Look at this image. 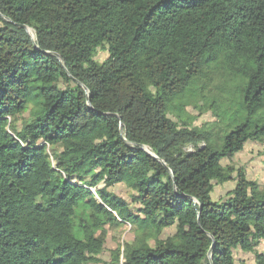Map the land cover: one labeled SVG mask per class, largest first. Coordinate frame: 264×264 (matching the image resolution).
I'll list each match as a JSON object with an SVG mask.
<instances>
[{
  "label": "trees",
  "instance_id": "16d2710c",
  "mask_svg": "<svg viewBox=\"0 0 264 264\" xmlns=\"http://www.w3.org/2000/svg\"><path fill=\"white\" fill-rule=\"evenodd\" d=\"M217 77L240 80L243 111L221 139L170 113ZM248 142L264 143V0H0V264H97L125 224L112 264H210L212 245V264H264V186L220 164Z\"/></svg>",
  "mask_w": 264,
  "mask_h": 264
},
{
  "label": "rangeland",
  "instance_id": "374dc122",
  "mask_svg": "<svg viewBox=\"0 0 264 264\" xmlns=\"http://www.w3.org/2000/svg\"><path fill=\"white\" fill-rule=\"evenodd\" d=\"M107 57L105 50L98 49L96 52L95 60L98 62L103 61ZM240 81V80H238ZM237 80L228 81L223 84L221 79L215 78L209 83L206 91L203 93L204 97L199 98L200 93L198 86L193 90L187 91L185 95L173 101L170 113L174 115L181 105H186L185 109L179 112L182 119L187 116H193L195 120L191 124L194 127L201 126H214L220 130V139L224 134L236 125L243 118V111L241 108V93L237 89ZM225 85V89L220 91L219 86ZM214 103V111L218 113V118L211 114L209 106ZM197 106L199 110L193 109ZM29 120L28 112L24 113L18 121L20 128L21 122ZM220 164L233 165L235 168L242 167L249 179L259 182L264 186V143H246L243 150L230 158L221 160ZM233 182H227L223 185H215L210 193V198L213 202L223 199L226 193L234 188ZM117 197H120L130 203V196L132 191L129 190L125 184H117L108 189ZM133 207V206H131ZM106 236L105 244L102 253L98 256L100 263L97 264H112L113 252L117 249L121 250L120 263L122 259L123 245L131 243L134 240V230L129 224L121 225L115 229L105 227ZM175 228L171 227L165 229L160 236V239H165L173 235ZM153 245V242H150ZM257 252H264V241L256 248ZM234 258L237 264H254L253 253H243L239 250L234 251Z\"/></svg>",
  "mask_w": 264,
  "mask_h": 264
},
{
  "label": "water",
  "instance_id": "95a60500",
  "mask_svg": "<svg viewBox=\"0 0 264 264\" xmlns=\"http://www.w3.org/2000/svg\"><path fill=\"white\" fill-rule=\"evenodd\" d=\"M26 30H27V29H26ZM27 32H28V31H27ZM79 85H80V84H79ZM120 129H122V125H120ZM141 148L144 149L145 152H146L147 154H149L150 156H153L154 158H156L154 155H152V154L150 153V151H149L148 148H146V147H142V146H141ZM166 169L168 170L167 167H166ZM212 249H213V245L211 246V248H210V250L208 251V254H207V260H208V262H209L210 264H212V263H211Z\"/></svg>",
  "mask_w": 264,
  "mask_h": 264
},
{
  "label": "bare ground",
  "instance_id": "6f19581e",
  "mask_svg": "<svg viewBox=\"0 0 264 264\" xmlns=\"http://www.w3.org/2000/svg\"><path fill=\"white\" fill-rule=\"evenodd\" d=\"M28 34H30L31 36L33 35L32 31H29V33H28Z\"/></svg>",
  "mask_w": 264,
  "mask_h": 264
}]
</instances>
